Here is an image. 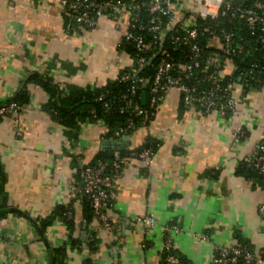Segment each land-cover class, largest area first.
I'll use <instances>...</instances> for the list:
<instances>
[{"label":"crops","instance_id":"1","mask_svg":"<svg viewBox=\"0 0 264 264\" xmlns=\"http://www.w3.org/2000/svg\"><path fill=\"white\" fill-rule=\"evenodd\" d=\"M195 1L180 3L189 12ZM127 17L125 10L118 20L104 12L95 27L68 33L60 0H0V100L12 98L33 72L52 77L67 92L116 80L134 62L124 46ZM245 86L240 79L234 98ZM27 87L29 103L0 119V264L49 261L33 222L3 209L19 208L38 223L52 218L43 231L56 247L68 239L61 206L74 217V236L85 242L93 232L99 239L96 251L87 244L69 250L67 264H83L88 256L95 264H161L164 229L171 224L180 227L171 237L185 264H210L218 249L238 243L258 254L255 264H264V187L237 173L240 161L264 142V89H247L248 99L237 103L233 117L201 114L171 89L154 117L125 142L129 149L149 136L162 140L150 161L127 159L114 183L107 210L112 224L106 227L95 215L90 222L84 217L79 172L101 153L122 151L121 138L106 136L99 121H85L71 139L68 128L44 110L48 93L33 82ZM239 123L248 129L242 141L235 139ZM151 214L157 222L150 227L135 219Z\"/></svg>","mask_w":264,"mask_h":264},{"label":"built area","instance_id":"2","mask_svg":"<svg viewBox=\"0 0 264 264\" xmlns=\"http://www.w3.org/2000/svg\"><path fill=\"white\" fill-rule=\"evenodd\" d=\"M181 0H147L145 3L151 13L150 17L142 19L140 23L134 20L125 33L124 43H128L135 54L134 62L121 74L120 81L132 80L131 87L121 95L125 109L132 105V98L138 96L140 84L147 83L140 71L158 58L152 84L148 93L149 107H135V111L143 116H154L159 104L171 89H177L185 105L195 107L201 114L219 113L223 117H233L237 111V103L248 99L247 89H264V62L256 60L246 70V77L240 76L245 88L239 99L234 98L233 91L238 82L234 78L237 69L235 55L242 59L249 55L251 42L238 37L232 29L215 25H203L206 19H216L227 11H241L248 33L253 40L264 49V0H250L244 8L234 9L231 0H196L192 8L182 7ZM61 7L77 24L65 27L70 33L86 31L96 26L98 19L104 12L111 18L118 20L122 12L128 9L127 0H60ZM140 9L139 4L132 5ZM73 12V13H72ZM199 25V26H198ZM169 38L173 45L188 44L185 60H172V51L164 45ZM191 79L194 80L191 82ZM244 80V81H243ZM246 89V90H245ZM106 106L110 105L106 103ZM22 109V105L11 103L0 107V114L15 113ZM124 110V108L122 109ZM101 122L108 131L107 125ZM142 123L135 126L134 120L129 118L127 123L118 127L110 137L121 138L143 127ZM248 129L239 123L235 131V139L245 140ZM156 139L162 141L160 138ZM161 144H159V147ZM156 151L152 148H129L125 155L116 153L109 170L104 161L81 166L79 175L82 183L78 191L90 201L94 215L106 227L111 226L107 213L115 199V180L128 158L150 161ZM253 166L264 179V142L260 144L256 155L244 159ZM264 187V183H263ZM136 221L150 227L156 224L155 215H145L135 218ZM179 231L177 224L165 227V241L161 264H185L180 256L174 252L175 246L171 231ZM259 259L249 246L232 244L218 249L211 257L210 264H255Z\"/></svg>","mask_w":264,"mask_h":264},{"label":"trees","instance_id":"3","mask_svg":"<svg viewBox=\"0 0 264 264\" xmlns=\"http://www.w3.org/2000/svg\"><path fill=\"white\" fill-rule=\"evenodd\" d=\"M246 1V2H245ZM129 25L138 20L135 23H140L142 19L150 17L151 13L148 10V6L145 4L147 0H127ZM234 9L240 7L244 8L248 5L250 0H231ZM139 4L140 9H134L132 5ZM65 12V11H64ZM73 13V12H72ZM71 24L72 28H76L77 24L73 21V17L65 12V27ZM215 25L217 29L220 27H226L232 29L238 37H243L244 40L251 42L253 51L249 55H245L242 59L240 55L234 56V61L236 63V71L234 73V78L236 82H240V76L246 77V70L250 67L252 62L256 60H262L264 62V49L260 48L256 40L252 39V36L248 33L245 20L242 16L241 11L235 12L233 15L231 11H227L225 15L220 14L216 19H206L201 22V27L203 25ZM199 26V25H198ZM130 27V26H129ZM164 45L172 51V60H185L186 52L188 50V44L181 43L180 45H173L169 38L165 39ZM124 46L130 54L135 56L132 47L125 43ZM158 58H155L152 63L144 67L139 75L145 76L148 80L146 87L143 88V84H140L138 96L132 98V105L128 109H125L124 102L121 100V95L125 93L132 85V80L120 81L121 75L116 80H110L107 84L102 87H92L88 86L84 89H80L76 92H67L60 87V85L50 76L33 72L29 75L24 86L12 97L5 100H0V107L9 105L11 103H17L25 107L30 101V91L27 87V83L33 82L40 85L49 95L47 102L44 104V110L50 113L56 120L68 128L67 135L72 139L74 137V132L77 131L79 125L85 121H98L102 120L108 127L106 136L110 137L112 133L120 126L127 123L129 118L134 120L135 126H139L142 123L149 122L154 116L148 115L143 116L135 111L136 106H141L144 108L149 107L148 93L152 84V77L155 73V67ZM124 72V71H123ZM122 74V73H121ZM194 81L191 79V82ZM146 91L145 100H143V91ZM106 103L110 106L107 107ZM124 108V110H122ZM10 113L0 114V119ZM76 135V133H75ZM162 141L156 139L153 136H149L146 142L138 147H134L138 150L143 148H152L155 151L158 150L159 144ZM128 149L120 151L122 155H125ZM116 156L110 153H101L93 161L96 163L101 160L106 162L107 168L110 170L112 167V161ZM237 173L245 175L247 178L256 179L259 184L264 183L263 175L259 174L258 171L250 166L245 160L240 161ZM85 207L83 209L84 217L88 222H90L94 216V211L90 201L85 196L84 199ZM11 207L3 209V213L10 212ZM70 209L67 207L59 208V213L64 217L65 223L68 230V239L61 245L48 248L49 261L48 264H67L68 251L78 249L80 250L83 244H87L90 251H96L99 239L95 237L94 233H90L85 242L82 241L78 236H74L75 221L74 217H69L68 211ZM73 212V211H72ZM74 214V213H73ZM2 214H0L1 216ZM53 222L52 218H46L40 220V226L43 230L47 228ZM241 245H246L245 243H238ZM250 248V246H249ZM176 253V251L174 250ZM177 254V253H176ZM183 261V260H182ZM83 264H95L91 256L84 259Z\"/></svg>","mask_w":264,"mask_h":264},{"label":"water","instance_id":"4","mask_svg":"<svg viewBox=\"0 0 264 264\" xmlns=\"http://www.w3.org/2000/svg\"><path fill=\"white\" fill-rule=\"evenodd\" d=\"M146 87V84H143V88ZM145 97H146V91L144 90L143 91V100H145ZM129 142L130 141V134H126V135H123L121 137V139L117 142V144L119 145L118 146V150H124L126 149V145H125V142ZM11 211H15V212H18L20 214H22L23 216L27 217L29 220H31L33 222V224L37 227L41 237L43 238L47 248H50L51 247V244L47 238V236L45 235L43 229L41 228V226L39 225V223L33 218L31 217L28 213H26L25 211L19 209V208H16V207H12L10 208ZM82 238H85V235H83Z\"/></svg>","mask_w":264,"mask_h":264}]
</instances>
